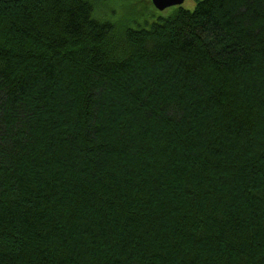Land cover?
<instances>
[{
  "label": "trees",
  "instance_id": "obj_1",
  "mask_svg": "<svg viewBox=\"0 0 264 264\" xmlns=\"http://www.w3.org/2000/svg\"><path fill=\"white\" fill-rule=\"evenodd\" d=\"M100 2L0 0V264H264V0Z\"/></svg>",
  "mask_w": 264,
  "mask_h": 264
},
{
  "label": "rangeland",
  "instance_id": "obj_2",
  "mask_svg": "<svg viewBox=\"0 0 264 264\" xmlns=\"http://www.w3.org/2000/svg\"><path fill=\"white\" fill-rule=\"evenodd\" d=\"M101 10L99 14L106 16L114 12L115 21H119L120 25H128L134 27L135 24L142 25L145 19L151 17H166L173 13L178 8L187 11H193L196 5V0H185L180 7H171L163 12L157 11L150 0H101L99 3Z\"/></svg>",
  "mask_w": 264,
  "mask_h": 264
},
{
  "label": "water",
  "instance_id": "obj_3",
  "mask_svg": "<svg viewBox=\"0 0 264 264\" xmlns=\"http://www.w3.org/2000/svg\"><path fill=\"white\" fill-rule=\"evenodd\" d=\"M185 0H151L153 7L160 12L171 8V7H180Z\"/></svg>",
  "mask_w": 264,
  "mask_h": 264
}]
</instances>
